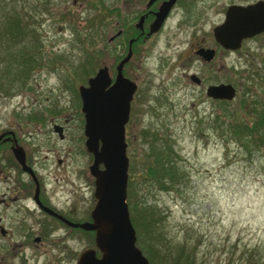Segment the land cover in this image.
<instances>
[{"label":"rangeland","instance_id":"374dc122","mask_svg":"<svg viewBox=\"0 0 264 264\" xmlns=\"http://www.w3.org/2000/svg\"><path fill=\"white\" fill-rule=\"evenodd\" d=\"M15 1L18 12L37 33L38 47L23 48L27 54L34 53L24 72L17 65L6 71L9 63L0 59V130L14 127L21 137L29 134L33 159L40 162L38 171L50 201L63 211L84 216L94 184L92 187L87 168L91 155L84 147L77 85L86 84L87 77L104 64L113 76L121 37H109L120 27V19L126 20L125 2ZM219 2L202 0L196 4L199 13L207 4L212 7L205 15L204 28L216 21L212 12ZM87 17L94 20L88 21ZM132 20L123 25L130 26ZM203 27L196 25L195 34L208 39L211 32ZM169 30L158 37L140 67H134V58L125 67L135 72L134 80L138 82L125 123L127 173L132 169L135 178L130 202L139 201L134 203L137 209L141 203L153 207V227L165 240L157 247L158 257L151 256L143 250L149 232L140 230L139 225L137 231L131 222L135 235L136 231L139 234L140 242L137 236L135 242L146 258L150 255V264H155L152 257H157L160 264L171 262V255L175 256L180 248L190 254L193 264H251L245 260L247 254L251 261L258 256L264 260L263 147L254 149L249 139L248 152L235 134L226 132L222 125H210L215 114L225 118L224 106L204 94L205 84L198 86L187 78L188 72L196 71L204 75V83H231L234 94L227 100L228 111L224 114L244 116L243 110L251 108L253 101H263L264 109V34L244 39L236 50L222 51L201 66L196 54L183 51L191 29ZM56 124L61 128V137L54 131ZM144 130L151 137L170 140L178 152L175 159L181 176L165 189L149 181L139 182L145 170L140 158L151 141L150 136L142 134ZM61 226L57 242L46 237L35 248H24L31 254L27 264H74L82 249L94 247V240L88 241L79 233L72 235V229ZM253 247L257 254L250 256L252 251L248 250ZM9 250L21 256L15 248ZM43 250L49 255L45 261ZM11 252L4 257L0 254V264L17 263Z\"/></svg>","mask_w":264,"mask_h":264},{"label":"water","instance_id":"95a60500","mask_svg":"<svg viewBox=\"0 0 264 264\" xmlns=\"http://www.w3.org/2000/svg\"><path fill=\"white\" fill-rule=\"evenodd\" d=\"M172 1H164L159 6L151 30L160 24ZM261 31H264V0L246 5L230 4L223 20L213 27V36L224 48L236 49L243 38ZM198 52L207 60L213 55L212 48H200ZM129 54L130 49L118 60L113 78L104 64L87 77L86 84L77 85L84 146L92 156L88 166L94 178L95 202L90 210L91 220L72 222L46 208L69 225L93 230L95 247L84 248L75 264H150L135 244L126 202L128 156L125 123L135 82L123 75L122 64ZM190 77L194 79L193 74ZM205 94L212 98L231 99L234 88L229 82L209 84L205 87ZM54 127L61 136L60 126L56 124ZM13 150L24 164L23 154L19 156L16 149Z\"/></svg>","mask_w":264,"mask_h":264},{"label":"flooded vegetation","instance_id":"af4514ba","mask_svg":"<svg viewBox=\"0 0 264 264\" xmlns=\"http://www.w3.org/2000/svg\"><path fill=\"white\" fill-rule=\"evenodd\" d=\"M123 1L125 2L124 8L126 10V14L124 15L126 20L124 21L126 22L130 19L133 20L130 26L126 24L127 26L123 25L122 27H119L109 39L111 40L121 37V56L118 60L127 53L128 49H130L128 58L122 64V73L135 82V92L138 88V82L134 80L136 74L134 71L129 72L125 67L126 65L129 66V62H131L132 58L135 59L136 63L134 67H137L141 62H144L148 58L149 53L153 51L152 47L155 46V41L158 40V37L163 34L165 30L170 29L169 31L172 33L174 31L181 32V30L185 32L187 29H191L188 32L189 36H187L184 41L185 45L183 46V51H191L194 55L196 54L195 57H197L195 59H197L202 66L205 62L208 63L213 59H216L215 56L222 51L231 52L237 49L224 48L213 36V27L223 20L227 7L230 4L246 5L259 0H209L221 2H219V6L212 12V16H216V21L209 24L208 28H204L203 24H205V15L207 11H210L212 8L210 7V4L204 6L202 12L199 13L200 9L197 8L196 4H200L202 0H173L166 9L160 24L154 30H151L150 27L153 26L152 22L156 16V11L159 9V6L167 0ZM193 11L197 14L194 15ZM200 24L206 32H211L208 39L202 36L197 37L195 34L196 31L194 28L196 25ZM204 29H202V31H205ZM259 34H264V31L246 38L250 39ZM246 38H243L241 42ZM200 48H212V57L208 60L205 59L202 54L198 52ZM217 58H219V56ZM184 63H182V65ZM115 65L114 74L113 76L110 75L111 78L114 77L116 72ZM191 74H193L194 79L190 77ZM187 78L190 82L195 83L198 86L204 84L207 86L210 84L209 82L204 83V75L201 76L196 71L188 72ZM219 100L222 99H214L215 102ZM31 112L32 111L29 113ZM38 113L39 112L35 114ZM38 119L39 117L34 118V120ZM13 128L14 127H4L0 130V254L4 257L8 252H11L9 248H15L21 253L20 256L18 253L11 252L14 254L13 256L17 258V263L15 264H27L31 254L24 252V248H35L41 244L46 237H50L53 241L57 242V240L61 238V224L66 225L69 231L73 230L72 235L79 233L83 238L88 239V241L93 240V230L85 229L79 225H69L55 214L47 211L46 208H49L53 210V212L61 214L64 218L76 223L88 221L90 220V209L95 202L93 195L94 188L91 189L93 195V197H91L92 201L89 205L87 204L88 206L86 205L89 209H86L84 216L77 215V213L73 214V212L70 211L66 212L61 210L53 204L50 201V198L46 195L43 182L41 181L42 176L37 167L40 162L38 159H33V148L30 146L31 143L28 140L29 134L21 137V135H19ZM54 131L57 132L55 129ZM14 148L19 156L23 154L24 164H22L15 156ZM57 159L60 160L59 158ZM89 164L87 165V168ZM88 172L93 187L94 178L90 173L89 168ZM46 256L49 255L43 250L42 257L44 258V261ZM35 257H37V255H35Z\"/></svg>","mask_w":264,"mask_h":264},{"label":"trees","instance_id":"16d2710c","mask_svg":"<svg viewBox=\"0 0 264 264\" xmlns=\"http://www.w3.org/2000/svg\"><path fill=\"white\" fill-rule=\"evenodd\" d=\"M0 8V59L4 60L6 64L9 63V65L6 66V71L9 69L11 70L12 65H17L19 67L18 69L22 70L23 72L27 71L31 60H33L32 58H34V53L27 54L24 52L25 49L23 48L27 45L31 46L30 49L38 47L37 33L33 32V28L30 27L29 20L27 18L26 20L25 17L21 15L20 11L18 12L19 5L15 0H0ZM115 13V19L118 20L120 18L119 14L117 12ZM86 19L91 21L94 20V17H87ZM124 23V18L120 19V27H122ZM116 55L118 56L117 59L121 56V54ZM95 61L97 62V60ZM218 102L219 106H221V102L224 106V109L223 107L222 109L224 110L223 116L225 118L221 119L219 114H215L210 119V125H222L226 132L231 135L235 134L233 136L238 139V141L248 152H250V150L247 148V142L249 139L253 143L254 149L260 148L262 146V149L264 150L263 101H253L249 105L251 108L246 107L245 110L242 109L244 116L241 115L240 117L239 115L224 114L228 111L227 100L222 99ZM257 103L258 105H256ZM142 134L145 138L147 136L151 137V133H148V130H144V133ZM161 138L162 137L153 136L150 138L151 141L149 143L147 142L148 145L146 151L140 158V162L143 165V169L145 170L143 174H141L142 177L140 178L139 182L143 184L145 181H149L155 183L157 187L160 186L161 188L165 189L169 185L171 186L174 182H176L178 177L181 176V173L177 168L178 164L175 158L178 156V152L174 148L173 143L170 142V140L167 141ZM176 171L179 174H176ZM127 174V203H129L130 201H133L130 199V197L134 192L133 182H135V178H133L134 171L132 174V169L130 173ZM138 202L139 201L129 203V218L137 231L139 225L140 230H147V232H149V237L147 239L148 244L145 246V249H142L151 256L154 254L157 256L159 255L157 247L161 243L164 244L165 240L163 242V239H161L153 227V222L155 221L153 207L148 203H141L138 206V208L141 210L140 211L134 205V203L136 204ZM137 231V243H139L140 239L139 234L137 235ZM248 251H252V253L249 254L250 256H255L257 254V249L255 247ZM242 252V254L245 253V251ZM150 255L147 257L148 260H151L149 259ZM161 256L165 257L164 254H160V257ZM157 257H152L153 262L155 264H160L161 262L160 260H157ZM171 258V262H166L164 264H193L194 262V260H192L193 258L186 250H184V248H180L175 256L171 255ZM245 260L250 261L251 264H264V260H262L259 256L254 257L251 261L247 254V258H245Z\"/></svg>","mask_w":264,"mask_h":264}]
</instances>
